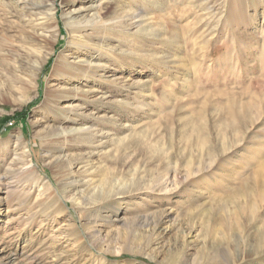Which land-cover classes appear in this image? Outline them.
<instances>
[{"label": "rangeland", "instance_id": "obj_1", "mask_svg": "<svg viewBox=\"0 0 264 264\" xmlns=\"http://www.w3.org/2000/svg\"><path fill=\"white\" fill-rule=\"evenodd\" d=\"M29 1L0 7V264H264V0H98L89 50L93 0Z\"/></svg>", "mask_w": 264, "mask_h": 264}, {"label": "bare ground", "instance_id": "obj_2", "mask_svg": "<svg viewBox=\"0 0 264 264\" xmlns=\"http://www.w3.org/2000/svg\"><path fill=\"white\" fill-rule=\"evenodd\" d=\"M92 3H93V6L91 8L93 9V13L91 15H88L87 18H82V19H78V20L72 19V21H69V24L73 25L72 26L73 28H71V32H72L71 38L73 40L70 41L69 44L70 45L73 44L74 48L81 47L85 43H88V50L90 48L97 49V47L98 48L101 47V45H100V43H102L101 36H98V37L95 36V35H97L96 33H98L103 28L102 24L97 25L98 23H100V21L97 19V11H94L95 7L97 5H99L98 0H93ZM30 4H31V6H30ZM10 5L13 6L14 8H16L18 11L23 13L27 9H30V10L37 9L40 6V3L39 2H37V3L30 2L29 0H8L6 2L3 0H0V7L1 8L5 9V8H8ZM72 12L74 13V15L78 14L79 9L75 8V9H73ZM72 12L70 11L67 14V16L71 17ZM136 16L137 15H135L134 17H136ZM46 19L47 20H54L55 17H54L53 12H50L47 18H43L42 16L36 15V17L34 19L35 25L43 24L44 20H46ZM89 30L94 31L95 34L94 33L92 34L91 32H89ZM100 40H101V42H100ZM85 55H87V54L81 52V55L80 54L74 55V56H72V59H70V60H68L67 57L65 58V56H62V55L59 56L58 55V57L55 60L54 67H53V72L57 75L56 79L62 80L66 76H69L71 74H76L75 81H78L80 79H84V78L88 77L89 75H91L93 73H96V71L100 68V64H99L100 60L99 59L93 60V58L91 56L92 54H88V56H85ZM51 97H52V94H50V92L47 91L46 95H45V99H44L45 101L42 104V106L45 107L48 102H53V107H55L56 109H59L58 103H59V101H61L64 98V96L61 95L58 98H54L55 96H53L52 98ZM52 99L53 100L55 99V101H53ZM69 107L70 106H68V108ZM68 131H70V130H65V132H68ZM255 180H256V184L264 187V167L262 168V170L259 169L255 172Z\"/></svg>", "mask_w": 264, "mask_h": 264}]
</instances>
